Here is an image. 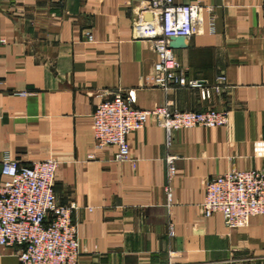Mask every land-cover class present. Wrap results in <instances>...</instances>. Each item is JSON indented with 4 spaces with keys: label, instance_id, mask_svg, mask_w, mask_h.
Masks as SVG:
<instances>
[{
    "label": "crops",
    "instance_id": "0c3cea01",
    "mask_svg": "<svg viewBox=\"0 0 264 264\" xmlns=\"http://www.w3.org/2000/svg\"><path fill=\"white\" fill-rule=\"evenodd\" d=\"M148 1L0 0V180L4 157L57 161L56 199L76 206L77 264H264V215L227 228L200 206L209 178L264 171V0H175L200 6L198 32L173 49L186 76L225 77L205 100L153 85ZM118 91L140 109H225L228 122L173 131L167 144L149 116L119 161L92 128L97 102ZM0 264H17L13 248Z\"/></svg>",
    "mask_w": 264,
    "mask_h": 264
},
{
    "label": "built area",
    "instance_id": "2783aa9c",
    "mask_svg": "<svg viewBox=\"0 0 264 264\" xmlns=\"http://www.w3.org/2000/svg\"><path fill=\"white\" fill-rule=\"evenodd\" d=\"M199 4L175 0H149L146 9L155 22L153 48L158 59L154 64L152 83L162 89H197L205 100L220 89L225 80L217 77L214 84L188 78L185 69L169 46L170 38L188 39L198 32ZM131 91L103 97L92 113V128L97 146L114 145L115 158L130 157L128 135L140 130L149 116H154L164 130L167 144L173 131L191 127H224L228 111L209 107L183 111L169 105L153 109L133 106ZM175 158L167 157V176L176 172ZM57 161L53 158L21 164L4 157L0 180V253L13 248L17 264H77L79 237L72 219L73 202L61 204L54 193ZM167 200L171 192L167 189ZM201 209L205 217L220 214L227 228L244 226L251 217L264 215V171L231 170L211 177L204 187ZM174 235V223L169 224Z\"/></svg>",
    "mask_w": 264,
    "mask_h": 264
},
{
    "label": "water",
    "instance_id": "95a60500",
    "mask_svg": "<svg viewBox=\"0 0 264 264\" xmlns=\"http://www.w3.org/2000/svg\"><path fill=\"white\" fill-rule=\"evenodd\" d=\"M185 40L184 37H172L169 41V46L174 49L178 46H181L183 44V41Z\"/></svg>",
    "mask_w": 264,
    "mask_h": 264
}]
</instances>
